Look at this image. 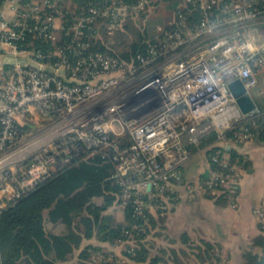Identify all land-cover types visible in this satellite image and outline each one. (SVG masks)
Returning a JSON list of instances; mask_svg holds the SVG:
<instances>
[{
  "label": "built area",
  "instance_id": "built-area-1",
  "mask_svg": "<svg viewBox=\"0 0 264 264\" xmlns=\"http://www.w3.org/2000/svg\"><path fill=\"white\" fill-rule=\"evenodd\" d=\"M6 1L12 3V19L2 13ZM153 1L92 5L71 26L79 40L77 46L67 45L75 51L72 59L57 46L65 16L57 1L0 0V50L8 47L16 57L1 69L0 213L57 172L96 154L114 165L110 177L122 189L119 208L131 206L143 220L134 225L141 238L126 228L127 238L118 243L125 249L128 244L133 253L151 234L148 214L168 213L182 196L179 185L184 195L208 191L236 205L242 163L218 151L212 155L217 166L197 183L184 180L181 166L188 145L212 131L231 142L244 141L254 137L251 126L261 117L264 130V111L257 105L243 112L229 87L241 78L250 90L264 73V40L249 27L264 21V0H184L188 10L179 11L176 26L162 28V36L130 62L91 49L90 39L99 33L93 25L97 18L106 17L113 32L128 14ZM198 9L201 17L192 23L189 15ZM28 34L51 41L54 48H28ZM27 114L70 127L44 137L52 127H19ZM243 122L249 125L227 137ZM122 133H128V144L113 138ZM255 213L264 228V208L256 207ZM109 258L97 252L93 264Z\"/></svg>",
  "mask_w": 264,
  "mask_h": 264
},
{
  "label": "trees",
  "instance_id": "trees-1",
  "mask_svg": "<svg viewBox=\"0 0 264 264\" xmlns=\"http://www.w3.org/2000/svg\"><path fill=\"white\" fill-rule=\"evenodd\" d=\"M32 1L20 0L22 4ZM52 1H57L65 12L57 46L64 48L73 59L76 57L75 51L68 49L67 45L77 46V41H79L74 39V32L71 30L74 19L88 14L92 5H101L103 0ZM137 1L123 0L124 3L130 5L136 4ZM164 1L173 15L171 22L163 29L171 30L176 26L175 21L179 11L188 9L187 6H184V0ZM156 2L158 4L160 0L152 3ZM150 6L146 5V9L139 10L138 13L128 14L122 25L113 32H109L107 29L106 17L97 18L93 25L94 30L98 28L99 33L90 39L91 49L113 55L127 62L136 59L137 54L147 50L149 42H155L162 36L161 30L151 31L146 24H140L136 17V14L144 16L146 11L150 10ZM189 8H192V5ZM201 14L202 11L198 9L189 15V19L192 23L198 22ZM30 21L33 23L35 19H29ZM261 24L264 27L263 20H261ZM89 30L91 31V29L87 31L89 32ZM24 42L29 43L28 48L40 47L44 50L54 48L51 41L29 34ZM259 108L264 111V107L259 106ZM257 122L258 126H251V130L254 131V136L259 134L264 137L262 117ZM246 124L249 125V123L243 122L228 130L227 137H232L236 130H241ZM19 127H26V125L20 121ZM207 135L210 141L220 139L216 131ZM113 138L122 144L130 142L128 133L113 134ZM194 147V144L188 145V148ZM218 151L227 153L232 163L238 161L243 166L248 164V161L235 149H226L225 144H216L210 148L208 153L211 168L217 166L212 160V155ZM113 170L114 165L110 160L102 157L101 154H96L62 169L4 209L0 213V264H58L59 261H72L76 256V250H79L77 258L70 264H93V256L97 252H102L104 257L113 256L111 261H101V264H118L116 261H119L120 264H130L129 260L149 261L151 264L162 263L167 249L162 248V255H151V244L148 240L138 242L134 250L135 253L128 251L127 248L130 246L127 244V248L122 251L127 259L116 254L113 250H106L104 245H94L93 243L83 245L84 239L95 237L101 242L116 246L120 240L127 238L123 235L126 228H133L134 234L139 238L142 237L141 234H138L137 229H134V225L142 223L143 220L133 215L131 206L123 209V220H119L113 212L117 207L119 208L118 203L122 190L121 186L110 177ZM208 174L200 179L206 178ZM198 181L187 182L197 183ZM208 194L212 196L211 193ZM217 200L223 204L229 202V199L224 195L219 196ZM148 215L149 230L150 232L154 230L152 233L154 236L159 226V218L161 219L164 215L159 210ZM51 224H61L63 227L58 232L51 228ZM259 227L261 233L254 237L252 247L243 252L241 264H264V228L260 222ZM181 238L190 244L191 248H197L206 253L214 252L217 245L205 239L198 245L191 244V238L187 233H183ZM122 259L124 261L121 262Z\"/></svg>",
  "mask_w": 264,
  "mask_h": 264
},
{
  "label": "crops",
  "instance_id": "crops-1",
  "mask_svg": "<svg viewBox=\"0 0 264 264\" xmlns=\"http://www.w3.org/2000/svg\"><path fill=\"white\" fill-rule=\"evenodd\" d=\"M11 5L10 1L2 5L5 18L15 17ZM249 27L258 33L260 40H264V27L260 20L252 21ZM15 59L16 57L8 47L0 50V84L3 81L1 69L11 65ZM254 89L255 94L261 100V103H258L256 96L252 93L257 105L264 107V73ZM208 138V135H205L197 145H194V148H188V157L182 162L184 180L198 181L209 173L211 169L208 154L210 148L216 144H225L226 149H235L248 161V164L244 165L240 171L241 186L236 197V205L233 206L230 202L223 204L217 200L218 195L208 191L200 190L193 195H184V188L179 185L182 196L174 203L171 211L160 219L150 244H156V240V247L186 253L187 250L195 249L182 240L181 235L187 233L191 238V244L198 245L205 239L220 246L231 258L238 256L242 261L243 252L252 247L254 237L261 233L255 208L259 206L264 208V137L257 134L241 142H231L220 137V139L210 141ZM193 166L196 170L193 176L188 178L187 173ZM87 243L104 245L108 249L118 251L117 246L101 242L95 237L84 239L83 245ZM78 251L76 250V256L72 261H59L58 264H70L77 258ZM129 262L130 264H151L149 261L129 260Z\"/></svg>",
  "mask_w": 264,
  "mask_h": 264
},
{
  "label": "rangeland",
  "instance_id": "rangeland-1",
  "mask_svg": "<svg viewBox=\"0 0 264 264\" xmlns=\"http://www.w3.org/2000/svg\"><path fill=\"white\" fill-rule=\"evenodd\" d=\"M155 1H157V0H155ZM152 4L149 7L150 10L146 11V14L144 16L141 17L140 14H136V17L138 18V21L140 24H146L147 27L151 31H153V32L154 31H160L165 25H167L171 22L173 13L171 12L167 3L164 0H160V3H158V4H157V2L154 3L153 5ZM250 90L256 96V99L259 103L261 100L255 94L254 87H252ZM21 123L26 125V127H38V128L39 127H52V129H49V130L42 133L43 135L44 134L46 135L44 137H47L49 133L50 134H56V133L59 134L60 132L66 131L70 127L69 123L62 124V125H60V124L55 125V121H52V120L51 121L50 120H44L43 121V120H41V117H39L38 114H32V115L27 114V115L23 116ZM31 144L33 145L34 143H31ZM34 146H35V144L33 145V147ZM195 170H196V168L193 166L190 169V171L187 173V177L188 178L192 177ZM113 212L119 220H123V218H124L123 209L117 207ZM168 213H166V214H168ZM159 221H160V218H159ZM50 226L53 230L58 231V232L63 227L61 224L60 225L51 224ZM153 231L148 236V238H149L148 241H151L153 239V234H152ZM155 242H156V244L153 243L151 245L150 254L151 255H162V249L159 248L158 246L156 247L157 241L155 240ZM117 247L118 248H116V249H118V251L116 252V250H114L115 253L126 258L122 254V251L125 249V246L117 245ZM106 250L110 251L111 249L107 248ZM108 260H110V258ZM122 261H124V260L122 259L121 262ZM116 262L118 264H120L119 261H116ZM241 262L242 261L239 259L238 256L231 258L229 256V254L224 249H222L220 246L216 245L214 252L211 251L210 253H206V252H204L200 249H197V248L189 250V251L187 250L186 253H184L182 251H179V252L175 251L174 252V251H168L167 250V253L164 254V261L162 262V264H241Z\"/></svg>",
  "mask_w": 264,
  "mask_h": 264
},
{
  "label": "water",
  "instance_id": "water-1",
  "mask_svg": "<svg viewBox=\"0 0 264 264\" xmlns=\"http://www.w3.org/2000/svg\"><path fill=\"white\" fill-rule=\"evenodd\" d=\"M23 63H31L40 66V63L34 60L20 59ZM229 87L237 99L239 106L243 112H248L257 106V101L252 92L247 89L241 78H235L229 82Z\"/></svg>",
  "mask_w": 264,
  "mask_h": 264
}]
</instances>
